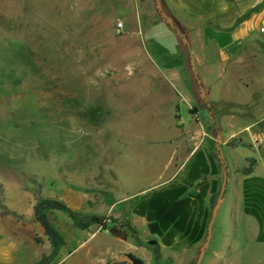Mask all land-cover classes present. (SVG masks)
<instances>
[{
	"label": "rangeland",
	"instance_id": "374dc122",
	"mask_svg": "<svg viewBox=\"0 0 264 264\" xmlns=\"http://www.w3.org/2000/svg\"><path fill=\"white\" fill-rule=\"evenodd\" d=\"M159 1L165 16L184 36L185 30L198 27L196 22L179 17L169 0ZM205 2L228 17L226 29L253 13V8L243 12L251 0H200V5ZM119 20L123 28L116 33ZM259 26L264 28V20ZM163 30L176 34L162 18L155 0H0V52H30L35 66L15 89L0 87V132L15 135L18 146L31 143L25 125L42 121L41 111L50 119L58 118L57 108L60 121L78 142L75 149L51 152L47 158L29 145L20 151L23 160L15 166L0 161V206L15 209L19 218L34 219L33 203L47 197L61 199L81 213L111 214L110 203L116 201L115 210L121 209V200H138L151 185L175 171V163L182 158V147L176 153L179 139L174 137L180 127L171 126V120L165 117L157 119L156 131L137 123L128 125L132 119L150 123L155 117L144 111L138 114V110L150 107L156 100L151 94L152 80L162 68L158 67L153 50L155 38L168 49L167 54L174 55L175 44L168 35L162 36ZM212 54L213 50L210 57ZM239 69L247 86L242 87L233 79ZM252 71L253 67L227 64L220 77H215L214 89L218 87L230 94L231 101L237 98L242 103L251 102ZM241 94L247 98L241 99ZM71 98L79 100L78 107L69 104ZM180 103L179 119L186 127L191 113L186 100ZM226 103L227 111L234 108ZM99 105L103 122L96 124L86 112ZM234 111L238 112L235 116L226 114V131L232 124L235 131L245 128L227 139L228 147H240L239 136L250 142L254 130L253 109ZM198 119L206 120L201 115ZM244 153L256 155L254 149H237L240 158ZM256 190L244 195L245 206L237 198L221 200L200 264H264V182ZM77 197L92 201H83L85 208H77ZM48 217L62 230L76 219L73 214L58 210L49 211ZM137 228L145 236L140 222ZM74 230L80 238L87 237L91 230L97 231L99 234L87 242L98 244L102 252L128 249L145 262L154 261V251L158 249L149 241H144L146 247L137 248L135 240L122 241L104 233L96 224L88 230ZM206 232L198 243H182L176 249L185 255V264L196 263ZM74 257L65 264L73 263ZM167 261L171 264L175 260Z\"/></svg>",
	"mask_w": 264,
	"mask_h": 264
},
{
	"label": "crops",
	"instance_id": "0c3cea01",
	"mask_svg": "<svg viewBox=\"0 0 264 264\" xmlns=\"http://www.w3.org/2000/svg\"><path fill=\"white\" fill-rule=\"evenodd\" d=\"M169 1L179 17L196 22L198 27L184 31L186 41L177 33L163 30L165 34L162 36L168 35L175 44L173 56L167 54L168 49L161 47V43L155 38L153 50L157 54L158 67L162 68L160 74L152 80L154 86L151 94L156 100L150 107L138 110V114L144 111L155 117L150 123H146L145 119H132L128 125L137 123L147 130L156 131L157 119L165 117L171 120V126L180 127L174 137L184 141L182 144L177 140L176 148L177 153L178 148L182 147L179 151L182 158L177 161L175 157V171L165 180L151 185L149 190L143 189L146 191L138 200L132 203L121 200L124 206L117 210L116 201L108 207L112 216L130 223L137 230L141 244L133 237L128 238L135 240L137 248L146 247L144 241L158 246L159 257L154 255V261H143L144 264H169L168 259L175 260L171 264H185V255L176 249L182 243L193 245L200 241L218 199L222 197L223 202L226 198H237L244 205L247 191L253 193L264 182L261 174L264 173V28L259 26L260 21L264 20V0H251L244 6L243 12L253 8V13L228 29V17L218 14L219 11L206 2L201 6L200 0ZM210 22L215 24L211 26ZM227 64L240 68L253 67L250 75L253 88L251 102L246 100L242 103L237 98L231 101L230 94L218 87L214 89L215 77H220ZM241 78L239 69L235 71L233 79L238 80L242 87L247 86V82ZM240 97L247 98L243 94ZM182 100H186L191 113V122L186 127L179 119ZM226 102H230L228 105L234 108L227 111ZM231 102L234 104L231 105ZM244 107L253 109L252 140L248 142L249 138L239 136L241 146L228 147L227 139L245 127L235 131L232 124L227 132L224 124L226 114L228 112L235 116L238 112L234 109ZM200 115L205 116L206 120L200 121ZM244 145L247 147H243ZM240 148L254 149L256 155L244 153L240 158L237 154V149ZM249 157L255 158L256 163L253 171L244 175L240 169L247 165ZM83 201L91 203L92 200L77 197V208L82 207ZM93 213L101 214L94 211L83 214ZM139 222L146 230L145 236L139 234ZM75 227L77 226L73 224L63 230L57 229L64 237V244L58 248L49 264H65L79 249H83L82 253L76 255L71 264H108L119 253H131L128 249L102 252L98 244L88 245L87 242L99 234L97 231L91 230L87 237L80 238ZM90 227L92 225L82 230ZM35 237L41 242H36ZM52 249L35 219L19 218L15 209L0 206V264H34ZM114 264L130 263L116 261Z\"/></svg>",
	"mask_w": 264,
	"mask_h": 264
},
{
	"label": "trees",
	"instance_id": "16d2710c",
	"mask_svg": "<svg viewBox=\"0 0 264 264\" xmlns=\"http://www.w3.org/2000/svg\"><path fill=\"white\" fill-rule=\"evenodd\" d=\"M34 68L30 52L18 50L0 52V87L9 90L15 89L27 77L29 70ZM68 102L73 107H78L80 103L76 98H71ZM101 111L103 112V109L100 105L88 109L86 112L87 118L93 123L100 124L103 122ZM55 112H57L58 118L50 119L41 111L40 116L42 121H31L25 125L27 136L31 135V137L29 136L32 139L31 143L18 146V138L15 135L0 132V161L8 166H15L23 160L22 156L19 155L20 151L22 149L25 151V147L29 145L34 147L39 156L46 158L51 152L60 153L75 149L78 142L71 137L69 130L60 121L61 118L59 117L57 108ZM255 163L256 159L249 157L247 165L242 167L240 172L244 175L251 173ZM32 209L34 219L40 224L43 234L53 247L50 253L43 254L34 264H49L58 248L64 244V237L48 217V212L53 210L66 211L73 214L76 217L74 225L81 229L96 224L100 227L101 231L111 236L122 240L133 237L136 242L142 243L138 238L137 230L130 223L120 220L111 214H83L71 209L61 199L47 197L37 199L33 203ZM35 240L36 242H41L37 237H35ZM154 253L155 257L158 258V249H155ZM128 254L132 257L134 264H144L139 258L134 257L131 253Z\"/></svg>",
	"mask_w": 264,
	"mask_h": 264
},
{
	"label": "water",
	"instance_id": "95a60500",
	"mask_svg": "<svg viewBox=\"0 0 264 264\" xmlns=\"http://www.w3.org/2000/svg\"><path fill=\"white\" fill-rule=\"evenodd\" d=\"M155 1H156L157 9H158L159 13L161 14L162 18L165 20V22H167L169 24V26L171 28H173L175 30V32L179 36H181V38H183L184 41H186V38L184 37L183 33L170 21L169 18H167L165 16V13L161 9L160 1L159 0H155ZM221 200H222V197H220L218 199V201L215 203L214 207L212 208V213H211L210 219L208 221V225H207L206 237H205V240H204V242H203V244H202V246L200 248V251H199V254H198V257L196 259V263L195 264H200L201 258L203 256L204 251H205V248H206V246L209 243V239L211 237L212 222H213V219H214L215 214H216L217 206L221 202ZM116 261H126V262H128L130 264H134V261H133L132 257L129 254H127V253H119L116 257L112 258L109 261L108 264H113Z\"/></svg>",
	"mask_w": 264,
	"mask_h": 264
},
{
	"label": "built area",
	"instance_id": "2783aa9c",
	"mask_svg": "<svg viewBox=\"0 0 264 264\" xmlns=\"http://www.w3.org/2000/svg\"><path fill=\"white\" fill-rule=\"evenodd\" d=\"M122 28H123V22L122 21H117L116 24H115V32L116 33H121L122 31ZM100 229V227H98Z\"/></svg>",
	"mask_w": 264,
	"mask_h": 264
}]
</instances>
